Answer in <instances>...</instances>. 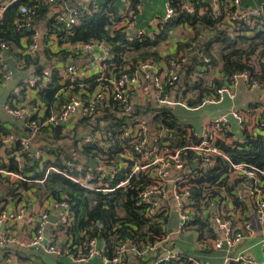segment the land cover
I'll return each instance as SVG.
<instances>
[{
    "label": "built area",
    "instance_id": "obj_1",
    "mask_svg": "<svg viewBox=\"0 0 264 264\" xmlns=\"http://www.w3.org/2000/svg\"><path fill=\"white\" fill-rule=\"evenodd\" d=\"M244 0H211L208 9L214 20L219 25L229 27L232 34H236L239 26H244L249 31L260 30L264 16V0H260L254 8H245L241 11ZM72 5L67 8L66 4ZM144 0H127L124 8L118 10L117 16H112L111 31L124 30L127 32L128 41L136 38L132 33L137 15L141 12ZM18 4L19 20L16 23V31L29 30L31 36L24 37L26 54L35 57L40 47V37L47 39L50 44L59 40L54 34L56 28L65 32L68 36L72 34V28L79 25V8L96 12L98 7L94 0H31L24 3L22 0H0V23L4 18L6 10ZM55 4L63 6L67 10L64 18L55 17L50 28L42 34L36 28V13L38 9L51 7ZM176 5V6H175ZM195 9L178 0H166L165 14L161 24H166L176 18L179 13L193 14ZM199 10V14H203ZM115 17L118 20L115 21ZM183 45V44H182ZM181 45V46H182ZM63 46H67L63 44ZM69 48L80 54H88L97 49L105 53L101 56L96 67L99 78L96 85L90 89H84L85 84H79L83 88L80 93H66L64 89L63 102L51 107L42 102H34L29 105L19 103L20 96L25 93L37 94L46 89L52 82V69L49 66L42 68L33 77H29L23 83L17 85L10 98L4 102L2 109L15 120L26 119L25 130L22 135L8 134L3 136L0 130V143L11 148L16 145L17 149L4 156L1 163H7L11 158L21 170L27 164V158L32 162L44 161L45 142L41 137L49 127L64 128L72 118L79 120H93L101 107L106 115L131 116L134 109L145 110L157 108L158 117L148 120V115L130 118L127 127H121V134L104 133L94 125V131L81 137L77 147L96 145L101 153L96 159L88 157L87 160L96 162L97 167L92 169L87 162L68 161L63 169L49 166L45 170L44 179L50 172L62 175L69 181L79 185L81 188L109 194L117 189L130 187L131 181H137L143 176L145 181L140 182L135 188L137 206H142L146 218L156 223L162 231V236L155 238L152 243L136 248L130 241H118L113 249L112 255L107 256L104 244L99 246L95 238L86 244L87 252L78 253L76 256L63 251L59 246L62 228L69 227L73 223L71 206L68 201H51L49 208L60 214L57 231L46 237V226L48 214L41 213L36 219L35 236L26 244V247H42L47 254H54L57 258L67 255L75 264H87L92 259H98L99 264H130L137 258L142 259L140 264H182L184 260L190 264H209L202 260L190 258L183 254L172 240L185 230H192L199 224L194 225L195 217L200 218V223H207L212 229V236L205 233L201 235L194 232L195 244L191 245L198 253L225 252L221 264L238 262L241 264H264V170L247 163H235L216 145V142H225L230 146L244 143V131L262 133L264 136V105L241 111L232 108L229 111L216 115L203 124L200 130H188L187 138H193L196 143L182 148H171L167 140L170 131L159 118L162 113L170 110L171 106L186 107L185 104L174 100L170 90L181 83V68L191 54L192 47H183L174 57L168 61L141 62L132 69L125 68L114 74L106 76V64L110 60L109 47L103 41L91 43L79 42L69 44ZM9 49V45L0 41V86L10 82L13 78V70L8 67L3 59V53ZM204 62L210 59L200 51ZM108 54V55H106ZM22 66V65H21ZM71 83L75 82V67L66 65L64 72ZM229 83L221 86L211 97L202 101L200 106L216 105L225 99L235 98V88L239 82H243L248 90H258L264 87V81L260 83L250 77L249 73L236 72L229 78ZM58 96V94L56 95ZM148 121H147V120ZM83 125V124H82ZM153 127V130L150 128ZM1 129V127H0ZM73 135V134H72ZM118 137L126 139L120 154L121 162L118 167H113L106 160V153L116 144ZM34 150V153L32 151ZM190 151L195 159L191 163L183 157V152ZM28 156V157H27ZM48 159V157H47ZM216 159H222L228 163V181H237V187L230 198L224 192V188L211 187L217 193L214 199H210L211 188L208 183H198L202 175L215 164ZM192 164L195 168L192 169ZM42 168V167H41ZM127 172L121 180L117 179L118 172ZM0 177L20 180L24 182H42L28 180L19 173L7 169H0ZM196 198V199H195ZM247 202V207L239 205L235 207L233 200ZM212 209L214 210L212 212ZM177 214L178 228L174 233L168 231L170 224V213ZM25 216L24 208H18L13 213L2 212L0 222L3 219L17 221ZM97 229L102 228L101 222H96ZM258 237L257 243L260 247L262 261L256 260L248 254H240L235 257L229 256V252L241 241ZM46 237V244L42 240ZM175 237V238H174ZM200 237V238H199ZM14 242V238L0 231V248H4ZM27 248V249H28ZM5 258L2 264H8Z\"/></svg>",
    "mask_w": 264,
    "mask_h": 264
},
{
    "label": "trees",
    "instance_id": "obj_2",
    "mask_svg": "<svg viewBox=\"0 0 264 264\" xmlns=\"http://www.w3.org/2000/svg\"><path fill=\"white\" fill-rule=\"evenodd\" d=\"M31 0H22L24 3H29ZM181 2V0H178ZM98 10L89 12L88 9L79 8V25L72 28V34L66 35L64 31L57 29L54 34L59 40L50 44L47 39H44L42 48L37 52L35 57H31L25 52L23 44L24 37L31 36L29 30L16 31V23L19 20L18 4L9 7L2 22L0 23V41L6 42L10 49L17 50V57L22 71H27L31 67L36 68L41 60L48 61L52 69V82L41 92L36 94L43 103L47 106H52L56 102H63V98L57 101V93L61 88L59 83L62 81L57 66L60 64H68V57L75 58L81 56L78 51H70L63 48V44L72 45L79 42L91 43L94 41H103L109 47L110 60L106 64V76L123 70L126 67L132 69L141 62L161 61L156 50L159 43L166 39L169 30L180 25H188L194 30V40L200 36L201 32L208 34L207 38L202 42L201 46L192 47L193 51H201L205 57L210 59L209 63L204 62L203 58L197 54L193 55L192 68L186 71L185 76L194 73V69L202 66H216L220 64V78L214 79L209 87L200 88V80L191 86L196 89V97L194 101L189 102V105H200L207 97L215 94L216 90L223 85L228 84L229 78L236 72L249 73L250 77L262 83L264 81V16L261 18L262 26L260 30L249 31L244 26H239L236 34L229 31V27L218 24L214 20L208 6L199 8L194 5L195 12L193 14L179 13L176 18L166 24L159 26L160 34L152 40L146 37L141 39H133L128 41L127 32L124 30L111 31L112 16H117L119 5L116 0L95 1ZM176 6V5H175ZM205 9V10H204ZM199 10H204L203 14H199ZM52 14L51 7L38 9L36 13V23L45 21L46 28H50L52 19L48 17ZM118 20L117 17L114 18ZM56 45L57 52H53L51 47ZM190 47V43L186 42L179 47ZM218 49V56L212 55L214 48ZM190 56V55H189ZM72 58V59H73ZM167 57L164 60H169ZM74 60V59H73ZM219 61V62H218ZM74 62V61H72ZM218 62V64H217ZM209 69V68H208ZM200 73V72H199ZM98 74L85 80H77L71 83L70 78H65L66 93L77 94L82 89L90 90L96 85ZM85 84L83 88H79V84ZM188 86H186L187 88ZM263 88V87H262ZM256 107V106H255ZM254 106L251 108H255ZM150 113V108L145 110L135 108L131 116H106L107 124L101 129L102 132H111L115 136L121 134V127H127L130 118L135 116H145ZM162 123L170 129L167 134V140L171 148H182L191 142L196 143L193 138H187V132L176 124L172 113L167 111L159 116ZM87 120H79L74 126V133L62 134V127H49L44 132L45 155L44 161L41 163L34 162L31 164L27 158V164L19 170L17 165L10 158L7 163L0 164V169H7L12 172L22 174L28 180H38L42 182H21L19 187L23 190L32 189L36 198L52 201H68L71 206L73 215V223L66 228H62L64 239L61 242V249L76 256L78 253L85 254L87 242L95 238L99 246L104 244L106 255L111 256L113 249L118 241H130L136 248L140 249L146 243H152L155 238L162 236L161 229L156 223L152 222L144 215L143 207L137 206L135 196L137 194L136 186L146 180L143 176L140 180L132 179L130 187L117 189L109 194L92 192L81 188L79 185L69 181L62 175L50 172L44 179L45 170L49 167L63 169V166L68 161L78 162L84 158L96 159V156L101 153V150L96 145L83 146L81 149L77 147V142L80 137L77 129L82 124H87ZM98 127H95V129ZM7 134L6 130L2 129V134ZM3 134V135H4ZM73 134V135H72ZM244 143L230 146L225 142H216L219 147L229 158L235 163H247L264 170V136L262 133H252L244 131ZM71 139L70 144L66 142L60 143L66 138ZM126 139L118 137L113 148L106 153V160L113 167H118L121 162L120 154L122 147L126 144ZM17 146L13 145L10 152L16 150ZM28 157V156H27ZM48 157V159H47ZM183 157L187 163H191L195 159L190 151L183 152ZM42 167V168H41ZM229 173L228 163L222 159H216L215 164L206 173H201L202 177L197 180L198 183H208L211 187L224 188V192L230 198L233 197V192L237 187V181H228ZM127 174L126 171L118 172L117 179L121 180ZM216 189L211 188L210 199H214L217 195ZM13 193V192H11ZM9 194V193H8ZM196 199V198H195ZM235 207L248 205L245 201L239 202L233 200ZM102 223V228L97 229L94 224ZM194 225L199 224L196 228L190 230L193 233L199 232L200 237L204 233L207 236H212V229H209L207 223H200V218L195 217ZM188 231V230H185ZM183 231L182 233H184ZM194 237V235H193ZM199 237V238H200ZM194 240V238H193ZM188 253V251H184ZM213 253V252H206ZM30 256V255H28ZM31 257V256H30ZM25 260L27 253H22ZM142 263L141 258L132 260L130 264ZM175 264V263H169ZM182 264H190L184 260ZM213 264V263H210ZM229 264H241L231 262Z\"/></svg>",
    "mask_w": 264,
    "mask_h": 264
},
{
    "label": "crops",
    "instance_id": "obj_3",
    "mask_svg": "<svg viewBox=\"0 0 264 264\" xmlns=\"http://www.w3.org/2000/svg\"><path fill=\"white\" fill-rule=\"evenodd\" d=\"M98 2H101L102 0H95ZM119 8H124L127 0H116ZM227 1V0H226ZM260 0H244L241 4V11L245 8H254ZM181 2H184L188 5H191L194 7V5H197L199 8L208 6L211 2V0H181ZM165 3L166 0H144L143 7L141 12L137 15L136 21L134 23V28L132 33L136 36L137 39H141L143 37L153 39L157 35L160 34L159 32V26L161 24V20L165 14ZM155 10L156 15H152L153 12L151 10ZM52 14H50L48 17H50L52 20L55 17H61L64 18L66 15L67 10L63 8V6L59 4H55L51 6ZM205 10V9H204ZM204 10H201L202 12ZM36 28L38 31L42 34V32H46V25L45 21L38 22L36 24ZM208 34L206 32H201L200 36L198 38H194V30L188 26V25H180L176 28H172L169 30L168 35L165 40L161 41L159 45L157 46L156 50L159 54V57L161 58V61L164 60L167 57H174L179 47L188 42L190 43V47H195L196 45L199 47L201 46L202 42L207 38ZM44 39L40 37V47L39 50L42 48ZM67 48L70 51L74 52V50L69 48V45L63 47ZM38 50V51H39ZM51 50L53 52H57L56 45H53L51 47ZM17 50L15 49H9L3 53V59L5 63L8 65L10 69L13 70V78L10 80V82L2 84L0 86V90L4 88V92H2L3 100L0 104V109L5 115L0 114V127H1V133L2 129L7 131V134H2L3 136H6L8 134H15V135H22L25 130L26 125V119L24 120H15L12 119L8 114L2 109V105L4 102H6L15 87L24 81H26L29 77H31V74L34 72V70L41 65V63H44L43 67L49 66L48 61L41 60L39 65L36 68H30L27 71H22L21 66L19 64V59L17 57ZM37 54V53H36ZM197 54L199 57L202 58L201 53L199 50L193 51L191 50V54L189 57H187L186 63L181 68V83L177 84L175 88L170 90V95L174 100H178L179 102L185 104L186 107L181 106H171L169 107L170 111L176 120V124L183 128L186 132L189 130H200L201 126L205 124L209 119L212 117L219 115L221 113H224L226 111H229L232 108H238V110L244 111L251 107H255L258 105H264V87L258 90H248L243 82H239V84L235 88V98L233 100L225 99L222 103L216 104V105H189V102L194 101V98L196 97L197 90L192 89L191 86L200 80V88L209 87L214 79L220 78V64H217L216 66H202L194 69V73L188 75V79L185 76L186 71H189L192 68V60L194 59L193 55ZM105 53H102L101 50L97 49L91 53L88 54H82L81 56H76L75 58L68 57V63L72 62L73 66L75 67V79L77 80H85L93 75L96 74V67L99 64V60L101 56H104ZM108 55V54H106ZM213 56L216 57L214 52L212 53ZM36 56V55H35ZM217 58V57H216ZM218 59V58H217ZM160 61V60H159ZM65 64H60L57 66V70L59 72V76L61 78V82L59 83V86L61 88L58 90V96L57 101H59L61 98L64 97V92H62L63 86L65 84ZM209 68V69H208ZM200 72V73H199ZM186 86H188L186 88ZM5 99V100H4ZM34 102H42L39 97H37L33 93H25L24 95L20 96L19 103L24 105H29ZM39 104H45V103H39ZM56 104V102L54 103ZM176 109L179 111L176 112ZM158 109L152 108V111L148 115V120H151L154 117H158L157 114ZM187 112L194 115L193 121H190L189 123H186L185 121H182V115L180 112ZM106 115L101 107L98 109L97 115L93 120H90L87 124L80 125L78 128L82 132V137L86 136L87 134L91 133L95 129L93 128L94 125L98 127V129L103 128L107 124ZM147 120V119H146ZM147 120V121H148ZM79 123L75 118H72L70 122L61 129L62 134H71L74 133V126ZM150 130H153V127L150 128ZM44 139V136L41 137ZM45 140V139H44ZM10 148L3 146L2 143H0V160L4 159V156L8 154L7 152ZM85 159H81V162ZM31 164H33L32 160H30ZM2 164V163H1ZM23 178H25L22 174H20ZM27 179V178H25ZM19 181L15 179H9L7 177H0V214L2 212L5 213H13L18 208H24L25 210V216L21 220L17 221H11L9 219H3L0 222V231H3L7 233L9 236L14 238V242L9 244L8 246L4 248H0V264H2L5 261V258H8L10 261L8 264H43L42 260L32 256L28 252V247L24 248L21 246V243L26 244L29 242L34 236H35V224L36 219L39 217L41 213L46 212L48 214V221L46 228H49V232L46 231L45 235L52 234L57 231V225L60 219V214L57 211H53L49 208V203L52 200H39L36 198V195L32 189L23 190L19 187ZM24 182V181H21ZM13 192V193H11ZM9 193V194H8ZM247 203V202H246ZM172 213V212H171ZM170 213V214H171ZM192 232V231H191ZM193 233V232H192ZM213 233V232H212ZM183 234V233H181ZM179 234V235H181ZM178 235V236H179ZM194 235V233H193ZM177 236V237H178ZM175 239V247L178 248L183 254L190 258L202 260L203 262L213 263V264H221L223 261V256L225 255V252H214V254L209 255H201L202 253H198L197 250L192 248V241L188 242L187 245L189 247L188 253H184V250L176 246V240ZM61 242L64 239L63 235H60ZM258 237L255 236L253 239H247L241 241L235 248H233L229 252V256L235 257L240 254H248L252 256L256 262L262 261V255L260 251V247L257 243ZM195 244V242H194ZM59 246L61 247V243H59ZM27 253V258L29 260H25L22 257V253ZM198 253V255L201 257L195 258L190 253ZM30 255V256H28ZM88 262L87 264H89ZM57 264H75L67 255H62L57 259Z\"/></svg>",
    "mask_w": 264,
    "mask_h": 264
},
{
    "label": "water",
    "instance_id": "obj_4",
    "mask_svg": "<svg viewBox=\"0 0 264 264\" xmlns=\"http://www.w3.org/2000/svg\"><path fill=\"white\" fill-rule=\"evenodd\" d=\"M71 3L68 2L66 4L67 8H70L71 7ZM44 63H41V65L39 67H37L34 72L31 74V77L34 76V74L38 73L42 67L44 66L43 65ZM73 65L72 62L68 63V66H71ZM32 153H34V150L32 151ZM83 163L87 162V166L92 168V169H95L97 167V164L96 162H94L93 160H83L82 161ZM195 164H192V169L195 168L194 166ZM214 210L212 209V212ZM171 217V220H170V224H169V229L168 231L170 233H174V231L178 228V222H177V214L175 211H173L170 215ZM46 231L49 232V228H46ZM48 236V234L46 235V237ZM46 237L42 240V245H45L46 244ZM175 238V237H174ZM175 243V239L172 240V244ZM28 252L30 255L32 256H35L39 259L42 260L43 264H57V257L54 255V254H47L43 251V248L42 247H29L28 248Z\"/></svg>",
    "mask_w": 264,
    "mask_h": 264
},
{
    "label": "rangeland",
    "instance_id": "obj_5",
    "mask_svg": "<svg viewBox=\"0 0 264 264\" xmlns=\"http://www.w3.org/2000/svg\"><path fill=\"white\" fill-rule=\"evenodd\" d=\"M151 11L153 12L152 15H156V12H155L154 9L151 10ZM164 12H165V10H164ZM218 52L219 51H218L217 47H215L214 48V54L218 56ZM4 91H5L4 88H2L0 90V104H1V102L3 100L2 92H4ZM0 111H1V109H0ZM177 111H179V110L176 109V112ZM0 114L3 115L2 112H0ZM180 114L182 115V121H185L186 123H189L190 121H193V118H194V115L193 114L187 113V112H182V111L180 112ZM3 116L5 117V115H3ZM77 133H78V135L80 137L82 136V132L80 131L79 128L77 129ZM59 142L60 143L66 142V144H70L71 139H70V137L69 138L67 137L63 141H59ZM192 240H193V233L190 230L185 231L183 234H181V235H179L177 237L176 246H178L179 248H181L182 250H184L186 252V251L189 250V247H188L187 243L190 242V241H192ZM194 242L195 241L192 242V245L194 244ZM209 254H214V253H207V254H201V255H209ZM190 255H192L195 258L201 259V257L198 255V253L193 252V253H190ZM89 262H90L89 264H99V261L96 258L90 260Z\"/></svg>",
    "mask_w": 264,
    "mask_h": 264
}]
</instances>
